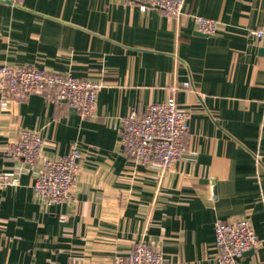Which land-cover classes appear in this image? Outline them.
<instances>
[{
    "label": "crops",
    "instance_id": "0c3cea01",
    "mask_svg": "<svg viewBox=\"0 0 264 264\" xmlns=\"http://www.w3.org/2000/svg\"><path fill=\"white\" fill-rule=\"evenodd\" d=\"M193 15L218 20L216 33ZM250 29L264 30V0H184L176 16L128 0H0V65L103 83L93 117L46 93L0 108V173L19 178L0 187V264H112L137 241L167 264H220L214 222L236 217L258 241L240 263L264 259V35ZM169 97L190 119L164 170L122 149L121 118ZM21 129L39 132L45 157L79 148L70 201L42 202L41 162L8 156Z\"/></svg>",
    "mask_w": 264,
    "mask_h": 264
},
{
    "label": "built area",
    "instance_id": "2783aa9c",
    "mask_svg": "<svg viewBox=\"0 0 264 264\" xmlns=\"http://www.w3.org/2000/svg\"><path fill=\"white\" fill-rule=\"evenodd\" d=\"M19 4L22 0H9ZM140 10L157 7L165 16H176L182 11L184 0H128ZM196 30L204 35H214L219 21L193 15ZM256 37L264 35L262 29H250ZM101 81L81 78L70 72L49 71L33 64L0 65V108L7 99H22L27 94H48L52 100L62 99L83 117L96 115V101ZM189 87V81L183 83ZM190 112L177 105L173 97L162 102H152L143 113L131 109L121 118L122 149L142 164L157 162L166 170L183 153V139L189 130ZM44 139L38 131L21 129L11 140L6 151L10 158L33 164L41 162L31 184L34 194L45 204L70 201L81 153L76 145L64 155L49 158L43 156ZM19 184V178L10 173H0V187ZM214 238L220 264H241L242 255L257 244L256 233L248 218L214 222ZM112 264H167L162 252L145 241H137L126 255L117 256ZM256 264H264V259Z\"/></svg>",
    "mask_w": 264,
    "mask_h": 264
}]
</instances>
